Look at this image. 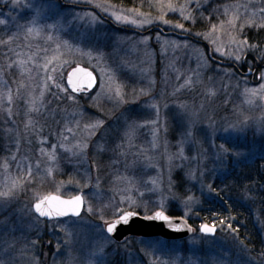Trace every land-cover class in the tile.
<instances>
[{
	"label": "rangeland",
	"instance_id": "rangeland-1",
	"mask_svg": "<svg viewBox=\"0 0 264 264\" xmlns=\"http://www.w3.org/2000/svg\"><path fill=\"white\" fill-rule=\"evenodd\" d=\"M131 1L121 6L106 0H0V20L5 21L0 41L12 37L10 44L0 43V93H13L11 104L6 97L0 100V191L13 180H25L13 197L0 198V261L264 264V181L250 176L257 165L264 173V68L248 60L254 75L241 76L234 67L214 63L204 45L224 63L240 68L252 55L264 65V28L258 27L264 0ZM234 14L239 16L235 28L229 23ZM248 19L255 23L245 24ZM33 26L39 35L27 34ZM152 28L191 35L204 44L158 31L147 34ZM245 37L258 47L238 46ZM18 60L25 61L23 74L14 63ZM78 65L99 79L98 88L82 98L66 85L68 72ZM188 78L191 85L185 83ZM32 97L38 112L29 111ZM97 121L103 123L85 128ZM79 141L88 145L84 153L73 147ZM221 144L230 154L217 159ZM50 153L55 161H49ZM29 165L32 175L26 178ZM47 167H52L50 175ZM44 190L65 198L82 194V216L38 218L33 205L46 196ZM219 192L236 199L233 207L253 218L262 240L257 249L225 226H217L213 238L200 233V211L204 203L219 200ZM117 208L143 216L173 211L190 222L195 235L185 241L130 238L117 244L101 231L105 220L117 218Z\"/></svg>",
	"mask_w": 264,
	"mask_h": 264
},
{
	"label": "snow or ice",
	"instance_id": "snow-or-ice-1",
	"mask_svg": "<svg viewBox=\"0 0 264 264\" xmlns=\"http://www.w3.org/2000/svg\"><path fill=\"white\" fill-rule=\"evenodd\" d=\"M97 7H101L104 8V4L102 3H98L96 5ZM170 8L172 7L171 4L168 5ZM199 6V5H197ZM173 11H175V9H173ZM181 14H183L184 12V8L180 9ZM225 14L227 13L228 9L225 8ZM260 13L262 14L261 16V23L258 25V27L264 28V7H261L259 9ZM253 15H255V13H253ZM186 18H190V17H186ZM117 19H124L127 20V17H123V16H117ZM161 20H163V16L160 17ZM239 19V16L237 15H233V18L229 21V23H231L233 25V27L235 28V21ZM131 23H136L135 20L130 21ZM164 23H169V21L167 20H163ZM5 23V21L0 20V24ZM36 21L33 20L32 24L35 25ZM255 21L252 19H248L245 21V24L247 25H252L254 24ZM178 27H183V25H177ZM223 26V22H221V27ZM245 25H241L239 31L243 32V28ZM213 30H215L216 25L212 26ZM26 32L28 35H32L33 33H35L36 35H39V30L37 28L33 27H27ZM27 39V36L25 37ZM49 39H51V37H48ZM12 40V37H10L8 40L6 41H0V43L2 44H10ZM236 42V41H234ZM238 46L239 45H244L245 47H247L248 49L251 50H255L258 45L257 44H249L247 38L245 37L243 40H240L237 42ZM219 50V49H217ZM11 51V49H10ZM241 51H243V49H241ZM19 55V54H17ZM261 59H264V56H260ZM236 60H240L241 59V55H236L235 56ZM14 63L18 64L21 68V74H23L24 71H26L24 69V64L25 61L24 60H18L15 61ZM12 67V63H9L7 65L8 69H11ZM46 67V66H45ZM4 68H0V72H3ZM53 71H55V69H53ZM261 78L264 79V73H261ZM7 82L5 81V84ZM68 83L71 84L73 91H80L83 90L85 88H91L93 86L94 83V77L92 72L90 71H86L84 68H75L70 76L68 77ZM185 83L187 85H191L192 84V80L191 78H188V80L185 81ZM21 86H23L22 82H21ZM58 88L60 87L59 84L56 85ZM261 90H264V85H261ZM208 94L209 95H215V92L212 89H208ZM141 92L143 93V89L141 90ZM246 93H251L252 96H256L257 95V90L255 89H245ZM16 94L17 96H19V88L16 89ZM147 94V93H144ZM116 95L120 97V101L122 103H126L127 101L124 100L120 89L117 88L116 89ZM4 97L7 98V101L9 104L12 103L13 100V93L11 89H8L7 92H3L0 93V100H2ZM43 97V93H41V99ZM261 99L264 100V95L261 96ZM36 97H32L28 103L31 105V107L29 108L30 112H38L39 109L36 107ZM248 103H253V101L251 99L248 100ZM152 107H156L155 105H152ZM5 111L7 112V114L10 116L12 115V109L11 108H6ZM29 125H31L32 121L29 120ZM103 122L102 121H97L96 124H92V125H85V128L91 127L93 129L99 127ZM155 123V122H153ZM242 123H246L245 121H242ZM232 130H238V131H242V129H237L236 125H231L230 126ZM69 132L72 131V129H68ZM132 129L129 130L128 135L131 136L132 135ZM224 131L227 133L229 131V128H225ZM94 134V133H92ZM189 135H191V133H188ZM226 143H227V139H226ZM73 147L79 149L80 153H84L85 150L87 149L88 145L86 142L83 141H79L77 142L75 145H73ZM66 151H72L71 148H66ZM43 151V149L41 150ZM74 155L78 154V153H73ZM180 154L182 156L183 154V148H181L180 150ZM230 154V149L228 147L225 146V144H221L219 145V152L217 155V159H220L221 156H226ZM238 155V153H237ZM12 159H16L15 157H13ZM171 159V157H170ZM56 160V156L54 153H50L49 154V161H55ZM5 168H7V163H5ZM36 167L39 168L40 164L39 162H37ZM47 173L50 175L52 172V167H47L46 168ZM32 175V168L29 165L28 166V171L26 174V178H30ZM99 179V178H97ZM25 182V180H13L12 181V185L11 187H7L4 190L0 191V198H4L5 200L8 198H11L14 196L16 190L18 189H22L23 188V183ZM210 190H211V186H209ZM141 195H143V193H141ZM188 201L191 202L193 201V197L189 196L188 197ZM133 204L135 203L134 201L132 202ZM34 210L36 213L39 214L40 217H48L49 219H52L54 217H67L69 215L71 216H76L79 217L81 214V210L84 207V197L81 195H77L74 196L70 199H62L59 196L56 195H48V196H44V197H40L37 199V201L34 203L33 205ZM88 212H92V207L89 206L88 207ZM137 213H135L134 211H125L122 208H117L116 210L113 211V215L116 216L117 218L112 222L109 223L107 220L104 221L105 225H107L106 228H101L102 232H105L107 234H114L116 231V228L120 225V224H126L129 221V218L136 215ZM146 218H150V219H159V220H163L165 222H168L169 225H171V219L164 214L163 211H157L155 213V215L153 217H146ZM101 219H103V215H101ZM231 219V217H230ZM220 224L224 225L226 228L228 229H232V225L230 223H225V221L221 220L219 222ZM100 227V226H97ZM201 231H203L205 234L208 235H215L216 232V227L215 225H208V224H202L200 226ZM176 231H180V228L177 227L175 229ZM189 231H194L193 229H191V227L189 226ZM102 252V249H101ZM262 255H264V253H262ZM0 264H3V261H0Z\"/></svg>",
	"mask_w": 264,
	"mask_h": 264
},
{
	"label": "water",
	"instance_id": "water-1",
	"mask_svg": "<svg viewBox=\"0 0 264 264\" xmlns=\"http://www.w3.org/2000/svg\"><path fill=\"white\" fill-rule=\"evenodd\" d=\"M154 30H160L164 35H166V34L167 35L168 34L169 35H176L179 38H183V39L189 38L186 35H178V34L173 33V32H169V33L165 32V31L161 30L160 28H155V29H152L151 31H154ZM210 55H211V53H210ZM214 61L219 63L220 65H223V66H234V64H232V63H224V62L219 61V60H214ZM75 68H84L86 71L92 72L93 77H94V83H93V86L91 88H85V89L80 90V91H73L71 84L68 83V77L70 76L71 72ZM245 75L247 77H250L253 75V72L248 71ZM66 84H67L68 89L73 94L80 96V95L88 94V93L96 90V88L98 86V78L92 70H90L84 66L78 65L68 72L67 77H66ZM263 103H264V100H263ZM50 195H55V194H50ZM79 195L83 196L82 194H79ZM56 196H58V195H56ZM59 197H61V196H59ZM61 198L65 199V200L70 199V198H64V197H61ZM84 208H85V200H84V207L82 208L81 214L79 217L82 216ZM33 211L38 218L45 220V221L63 220V219H68V218H79L76 216L69 215L67 217H54L52 219H49L48 217H40L39 214L35 212L34 207H33ZM154 215H155V213L149 217H153ZM165 215H167V214H165ZM168 217L171 219V225H169L168 222H165L163 220L146 218V217H143L137 213L136 215L129 218L128 223L120 224L116 228L115 233L114 234H108V236H110L117 243L124 242L128 237H143V238L162 237L163 239L168 240V241H180V240H184V239H187V238L193 236L194 231H189V226L191 227V229H193V227L189 224V222L187 220H185L184 218H180V217H176V218L170 217V216H168ZM208 225H211V224H208ZM177 227L180 228V231L175 230ZM217 232H218L217 227H216L215 235L205 234L200 229V233L202 235H204L206 237H210V238L215 237Z\"/></svg>",
	"mask_w": 264,
	"mask_h": 264
},
{
	"label": "trees",
	"instance_id": "trees-1",
	"mask_svg": "<svg viewBox=\"0 0 264 264\" xmlns=\"http://www.w3.org/2000/svg\"><path fill=\"white\" fill-rule=\"evenodd\" d=\"M108 2H111L115 5H121V6H129L132 1L131 0H106ZM155 32V31H154ZM169 32V31H167ZM189 37L190 40H197L191 35H186ZM199 41V40H197ZM247 60H251V63L253 66L259 67V58L252 55H247ZM247 64V63H246ZM248 68V66L246 65ZM254 67V68H256ZM239 69H242L241 72H246V68L241 66ZM255 72V71H254ZM81 98L84 96H80ZM251 177H256V181H264V173H261L260 165H257V167L251 172ZM51 191H45L44 193L46 195L50 194ZM237 202L236 199L227 198V195L224 193L219 192V200L217 201H209L207 203H204V208L200 211V217L203 220V223L206 224H213L215 226H222L224 225L220 224L219 222L221 220L225 221V223H232V229L236 231L237 236L246 242L247 244H250L251 247L258 248L261 244V235L257 231V227L254 223L253 218L249 215L244 213L243 209L239 207H233V202ZM170 216L173 217H181V215L171 211L167 213ZM231 217V219H230Z\"/></svg>",
	"mask_w": 264,
	"mask_h": 264
},
{
	"label": "flooded vegetation",
	"instance_id": "flooded-vegetation-1",
	"mask_svg": "<svg viewBox=\"0 0 264 264\" xmlns=\"http://www.w3.org/2000/svg\"><path fill=\"white\" fill-rule=\"evenodd\" d=\"M246 63H247L246 61L243 62V64H244L245 66L247 65ZM245 66H243V67H245ZM238 70H240V69L238 68Z\"/></svg>",
	"mask_w": 264,
	"mask_h": 264
}]
</instances>
